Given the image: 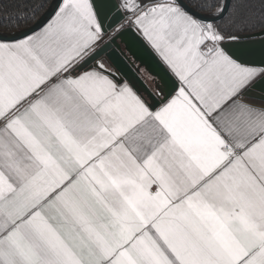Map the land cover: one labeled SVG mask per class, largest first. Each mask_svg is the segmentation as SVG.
<instances>
[{
  "label": "snow or ice",
  "instance_id": "snow-or-ice-1",
  "mask_svg": "<svg viewBox=\"0 0 264 264\" xmlns=\"http://www.w3.org/2000/svg\"><path fill=\"white\" fill-rule=\"evenodd\" d=\"M42 7L0 0V264H264V0Z\"/></svg>",
  "mask_w": 264,
  "mask_h": 264
},
{
  "label": "water",
  "instance_id": "water-1",
  "mask_svg": "<svg viewBox=\"0 0 264 264\" xmlns=\"http://www.w3.org/2000/svg\"><path fill=\"white\" fill-rule=\"evenodd\" d=\"M53 3H55V0H51L37 20L46 16ZM117 46V54L120 57L121 70L125 72L130 78H133L139 87L147 89L149 92L153 90L145 81L143 76L144 72L150 77H154V79L151 78L154 88L157 86V84L162 83L160 80V75L163 74V69L161 66H158L156 60L152 57L149 50L137 47L129 48V45L124 39H118L114 47ZM144 94L147 95V92Z\"/></svg>",
  "mask_w": 264,
  "mask_h": 264
},
{
  "label": "trees",
  "instance_id": "trees-1",
  "mask_svg": "<svg viewBox=\"0 0 264 264\" xmlns=\"http://www.w3.org/2000/svg\"><path fill=\"white\" fill-rule=\"evenodd\" d=\"M51 2V0H9V3L15 5V4H42L43 7L40 8L36 19L44 12V10L46 9V7L48 6V4ZM35 21H32V23H34Z\"/></svg>",
  "mask_w": 264,
  "mask_h": 264
},
{
  "label": "crops",
  "instance_id": "crops-1",
  "mask_svg": "<svg viewBox=\"0 0 264 264\" xmlns=\"http://www.w3.org/2000/svg\"><path fill=\"white\" fill-rule=\"evenodd\" d=\"M143 76H144V79L147 82V84L150 86V88L154 89L150 76L147 75V73H145V72L143 73Z\"/></svg>",
  "mask_w": 264,
  "mask_h": 264
}]
</instances>
